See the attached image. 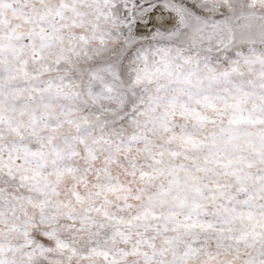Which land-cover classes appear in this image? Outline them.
Wrapping results in <instances>:
<instances>
[{
    "label": "clouds",
    "instance_id": "9594fccd",
    "mask_svg": "<svg viewBox=\"0 0 264 264\" xmlns=\"http://www.w3.org/2000/svg\"><path fill=\"white\" fill-rule=\"evenodd\" d=\"M16 3L17 0H4L0 15L10 14ZM36 7L40 14L58 13L68 32L60 46L43 43L39 39L43 29L28 44L20 40L16 46L10 38H0L6 54L0 64L5 103V128L0 136V143L5 145L0 148V237L18 240L26 217L39 221L42 215L54 214L64 224L71 222L66 217L91 216L99 225L93 238L99 236L103 241L119 235L129 245H154L157 260L164 264L183 259L185 253H189L191 264H243L248 256L246 249L258 251L264 246V113L253 114L252 123L237 125L232 121L238 113L223 106L209 107L192 93L186 99L188 110L178 109L174 114L191 121L189 131H157L155 138L160 143L147 142L132 151L131 160L141 163L133 165L131 171L116 163L121 154L129 159L130 149L125 146L122 153L117 150L109 161L120 178L115 184L112 177L91 181L83 175L77 178L73 169L82 167L79 152H73L69 165L59 171L44 172L32 162L37 153L24 149L18 152L16 146L8 149L7 145L20 135L16 129L23 126L19 112L13 111L15 101L21 105L31 102L25 123L39 119L41 129L48 126L43 118L51 117L60 124L58 116L71 114L76 118L81 105L97 103L87 96L86 89L73 88L76 81H64L63 77L71 75L82 52L89 54L84 44L75 39L72 25L87 31L89 24L100 19V6L94 0H37ZM101 23L111 27L105 19ZM93 28L90 39L102 40L108 34V28L100 35L95 34L94 24ZM24 31L28 33L30 29ZM15 39L19 40V34ZM68 52H73L71 60ZM62 60L65 64L57 68ZM131 87L128 85L129 90ZM154 87L139 86L141 92ZM13 120L17 121L15 125L10 123ZM89 123L82 121L76 128L83 138L82 145L94 142L87 129ZM245 130L252 134L241 137ZM62 132L69 133V129ZM18 155L32 158L23 169L13 167V157ZM126 176L135 179L127 180ZM102 256L103 252H96L95 264Z\"/></svg>",
    "mask_w": 264,
    "mask_h": 264
},
{
    "label": "snow or ice",
    "instance_id": "6c2138e0",
    "mask_svg": "<svg viewBox=\"0 0 264 264\" xmlns=\"http://www.w3.org/2000/svg\"><path fill=\"white\" fill-rule=\"evenodd\" d=\"M94 2L100 6L99 17L113 25L117 36L107 63L118 85H107V91L116 100L121 94L131 96L123 105L125 114L113 119V125L130 121L143 131L157 122L158 108L173 116L178 109L187 111L185 93H195L209 107L238 113L232 121L237 125L252 123L253 114L264 113V0ZM57 14H41V20ZM39 39L49 43L53 37ZM5 55L0 44V64ZM144 84L155 86L154 93L143 91L149 92L147 98L136 95ZM3 95L0 85V124ZM13 158V167L23 169L29 162L27 156ZM65 219L70 224L54 214L39 221L26 217L18 240L6 243L0 237V264H95L97 251L103 252L98 264H164L157 260L154 245H129L119 235L93 238L99 225L91 216ZM171 264H191V257L185 253ZM243 264H264V252L249 254Z\"/></svg>",
    "mask_w": 264,
    "mask_h": 264
},
{
    "label": "rangeland",
    "instance_id": "374dc122",
    "mask_svg": "<svg viewBox=\"0 0 264 264\" xmlns=\"http://www.w3.org/2000/svg\"><path fill=\"white\" fill-rule=\"evenodd\" d=\"M36 3L37 0H17L10 14L0 15V38L8 37L11 39L12 44L16 46L19 45L20 40L24 44H28L32 36L43 29L44 31L41 35H52L53 39L50 42L52 45H62L65 40L64 34L68 32L65 21L57 15H49L41 20L40 9L36 7ZM77 3H79V0H77ZM81 14L80 16L84 15V13ZM102 19H96L93 22L96 35H100L103 29L108 28V34L102 40L90 39V34L94 31L93 24L87 26V31L82 26L72 25L75 39L84 44L89 54L84 55L82 52L81 56L77 57L79 62L74 64L71 75L63 77L64 81H76L73 88L79 91L86 89L87 96L94 98L97 103L89 101L87 105H81L79 117L73 118L71 114L68 117L58 116L57 119L62 121L60 124H57L56 120L51 119V117L43 118L47 119L48 126L41 129L39 119L35 123L31 119L25 123V116L29 111L31 102L29 101L28 105H21L20 101L17 100L14 102L16 107L13 111L14 114L16 111L19 112V123L23 126L16 129L20 135L16 137L13 144H8L7 147L11 150L13 146H16L18 152L20 149H24L30 153H37L32 162L44 172L51 169L59 171L60 168L69 165V157L73 152H79L80 156L83 157L80 161L82 167L73 169L77 178L83 175L91 181L93 178L99 180L104 177H112L111 182L115 184L116 180L120 178L115 176L113 172L115 165L110 164L109 161L117 150L122 153L125 146L130 149L128 152L129 159L126 160L124 155L121 154L116 157V163H122L125 168L131 171L133 170V165L141 163L139 160H131L132 151L147 142L160 143L161 141L155 138L157 131H163L164 128H168L172 134H185L189 131L192 124L190 120H185L183 116L178 119L172 115L171 119H169L171 113H165L163 108H158L154 113L157 122L147 126L143 131H139L130 121H124L122 124H112L113 119L119 121L120 116L125 114L123 105L129 102L131 96L121 94L119 100H116L107 91V85H118L114 78V71L108 67L107 63V57L110 54L111 47L116 43L117 36L113 34V25L111 24V27H108V24L101 23ZM25 29H30V31L25 33ZM18 34L19 40L15 39ZM85 41L88 43H85ZM93 44L95 45L94 49L91 47ZM64 47L66 48L67 45H64ZM76 47L78 48L79 45ZM75 50L74 48L73 52ZM73 52L67 53L69 60H71ZM22 58L23 56H21ZM17 64H19V60H17ZM64 64L65 61H60L57 68ZM151 92L154 93V88ZM148 94L149 92L137 91L136 95H144L147 98ZM191 95L185 93L184 98L188 99ZM3 114H5L4 101ZM36 116L39 117L38 112ZM97 116L99 118H96ZM85 120L90 122L87 125V129L94 142H86L85 145H82L81 140L83 138L76 132V128ZM105 120H108L107 124L104 123ZM10 123L15 125L17 121L13 120ZM4 128L5 121L0 124V136L3 135ZM64 128H68L69 133H63L62 129ZM11 130L9 128V131ZM251 134L250 130H245L240 133V136L245 137ZM133 135L144 138L133 140L131 139ZM165 135L169 134L165 133ZM4 146V144L0 143V148ZM28 159L31 160L32 158L28 157ZM121 174L124 175L123 173ZM125 178L127 180L135 179L134 176H126ZM128 187L131 188L132 185L129 184ZM77 190H79V185H77ZM4 241L8 243L15 240ZM246 251L248 255L256 252L248 249ZM258 251L264 252V246H261Z\"/></svg>",
    "mask_w": 264,
    "mask_h": 264
}]
</instances>
